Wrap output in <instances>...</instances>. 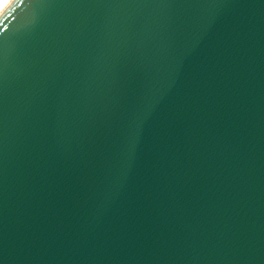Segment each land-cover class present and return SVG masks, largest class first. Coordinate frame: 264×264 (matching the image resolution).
<instances>
[{
	"label": "water",
	"instance_id": "95a60500",
	"mask_svg": "<svg viewBox=\"0 0 264 264\" xmlns=\"http://www.w3.org/2000/svg\"><path fill=\"white\" fill-rule=\"evenodd\" d=\"M0 264H264V0H12Z\"/></svg>",
	"mask_w": 264,
	"mask_h": 264
},
{
	"label": "bare ground",
	"instance_id": "6f19581e",
	"mask_svg": "<svg viewBox=\"0 0 264 264\" xmlns=\"http://www.w3.org/2000/svg\"><path fill=\"white\" fill-rule=\"evenodd\" d=\"M2 0H0L1 2ZM12 0H4L2 1V3L0 4V13L8 6V4H10Z\"/></svg>",
	"mask_w": 264,
	"mask_h": 264
},
{
	"label": "rangeland",
	"instance_id": "374dc122",
	"mask_svg": "<svg viewBox=\"0 0 264 264\" xmlns=\"http://www.w3.org/2000/svg\"><path fill=\"white\" fill-rule=\"evenodd\" d=\"M2 1H4V0H2ZM2 1L0 2V4L2 3Z\"/></svg>",
	"mask_w": 264,
	"mask_h": 264
}]
</instances>
